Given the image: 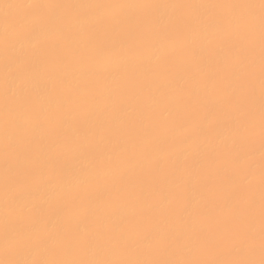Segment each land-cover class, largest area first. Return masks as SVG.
Returning a JSON list of instances; mask_svg holds the SVG:
<instances>
[{
    "label": "rangeland",
    "instance_id": "374dc122",
    "mask_svg": "<svg viewBox=\"0 0 264 264\" xmlns=\"http://www.w3.org/2000/svg\"><path fill=\"white\" fill-rule=\"evenodd\" d=\"M13 91L29 103L0 117L3 232L54 227L53 259L264 261V0H0V97ZM37 178L59 181L55 206L15 209Z\"/></svg>",
    "mask_w": 264,
    "mask_h": 264
},
{
    "label": "clouds",
    "instance_id": "9594fccd",
    "mask_svg": "<svg viewBox=\"0 0 264 264\" xmlns=\"http://www.w3.org/2000/svg\"><path fill=\"white\" fill-rule=\"evenodd\" d=\"M128 8L135 6L128 5ZM172 12L178 7L177 5L168 6ZM208 7V6H206ZM231 15L234 19L243 18L246 5L237 4L229 6ZM171 18V12L168 17L161 20V31L164 35L165 43H162L158 49L160 55H164L171 49L166 44L167 29ZM216 29L211 24H206L203 30L199 33L200 40L204 44L205 48L210 49V45L216 38ZM180 41V46L183 47L186 43V37H177ZM159 58V57H158ZM57 84L54 82L52 91L45 93V97L51 102L56 95ZM40 89H38V92ZM26 103H29L28 97H20L15 91L7 98L0 97V117L5 115V109H7V115L11 116L13 111H16L19 115V109H21ZM37 108L40 105L36 106ZM17 123L19 121L17 120ZM4 143H12V137L8 134L2 136ZM11 170H8L3 175H0V199L3 197V192L7 186L8 181L11 179ZM60 187L59 181H53L49 178V181H42L37 178L35 181L23 188L19 189L20 199L13 202L15 209L23 211L27 208V212L30 215L35 214L42 207L46 206L51 209L55 206L58 197V188ZM30 205V207H29ZM2 221H0V254H8L12 259L8 261H0V264H145L141 261H117V260H71V259H53V255L66 256L67 249L60 241L56 234V229L42 230L41 228L33 227L28 232L22 233H5L2 230ZM164 264H190V262H164ZM225 264H252L251 261L243 259L225 262ZM260 264H264L261 261Z\"/></svg>",
    "mask_w": 264,
    "mask_h": 264
},
{
    "label": "bare ground",
    "instance_id": "6f19581e",
    "mask_svg": "<svg viewBox=\"0 0 264 264\" xmlns=\"http://www.w3.org/2000/svg\"><path fill=\"white\" fill-rule=\"evenodd\" d=\"M80 1V0H79ZM193 1V0H192ZM197 2V1H196ZM10 3V2H9ZM12 6H13V4H12ZM80 6V5H79ZM10 7H11V5H10ZM251 10V9H250ZM81 12H83V11H81ZM256 12V11H255ZM84 13V12H83ZM86 14V13H85ZM258 15V14H257ZM81 16V15H80ZM79 16V17H80ZM83 16V15H82ZM95 16H93V18H94ZM91 18V17H90ZM96 18V17H95ZM253 18V17H252ZM257 18V17H256ZM252 20V19H251ZM258 21V20H257ZM255 22V21H254ZM214 27V26H213ZM214 28H216V27H214ZM203 30V29H202ZM217 30V29H216ZM198 33H200V32H198ZM216 34H217V32H216ZM199 35V34H198ZM34 36V35H33ZM193 37V36H192ZM10 38H12V37H10ZM35 38V37H34ZM191 38V37H190ZM199 38V37H198ZM32 39V38H31ZM30 40V39H29ZM198 44V43H197ZM157 46V45H156ZM159 46V45H158ZM157 46V47H158ZM198 47V46H197ZM149 52V51H148ZM152 52V51H151ZM155 52V51H154ZM153 52V53H154ZM147 54V53H146ZM149 55V54H148ZM152 55V54H151ZM146 57H148L147 55H145ZM144 56V57H145ZM152 56H154V55H152ZM156 56H157V54H156ZM111 57V56H110ZM150 59L152 58V57H149ZM154 59V58H153ZM127 60V59H126ZM125 61V60H124ZM95 62V61H94ZM98 62V61H97ZM121 62V61H120ZM122 62H123V60H122ZM102 63V64H101ZM112 63V62H111ZM92 64V63H91ZM113 64V63H112ZM117 64V63H116ZM120 64V63H119ZM125 64V63H124ZM115 65V64H114ZM118 65V64H117ZM121 65H123V64H121ZM88 66H90V65H88ZM94 67V71H99L100 72V70L99 69H102V67H103V62H99V63H95L94 65H93ZM102 66V67H101ZM110 66V65H109ZM104 68V67H103ZM111 68H113V67H111ZM82 69H84V68H82ZM88 69V68H87ZM68 70H70V69H68ZM90 69H88V72H90L89 71ZM93 70V69H92ZM37 71V70H36ZM86 72H87V70H85ZM102 72V71H101ZM34 73V72H33ZM68 73V72H67ZM92 73V72H91ZM70 74V73H69ZM72 74H73V72H72ZM97 74V73H96ZM78 75V74H77ZM99 75V74H98ZM102 75V74H101ZM34 77V76H33ZM37 79V78H36ZM32 80V79H31ZM31 80H29V84H30V81ZM34 81V80H33ZM32 81V82H33ZM35 82V81H34ZM31 85V84H30ZM32 85H34L33 83H32ZM40 85V84H39ZM41 86H43V84L41 85ZM36 87V86H35ZM41 88V87H40ZM45 88V87H44ZM30 89V88H29ZM42 89V88H41ZM43 90V89H42ZM35 92H36V90H35ZM42 92V91H41ZM39 95H40V93H39ZM38 96V95H37ZM43 96V95H42ZM43 99V98H42ZM38 100V99H37ZM18 120V119H17ZM18 124V123H17ZM15 125V124H14ZM263 125V124H262ZM1 126V125H0ZM68 179V178H67ZM69 180V179H68ZM62 183V182H61ZM72 183V182H71ZM74 183V182H73ZM63 184V183H62ZM69 184V183H68ZM68 184H66V185H68ZM72 185V184H71ZM61 187V186H60ZM60 189V188H59ZM61 191V190H60ZM188 195H190V194H188ZM193 196V195H192ZM190 197V196H189ZM188 197V198H189ZM190 199H191V197H190ZM192 200V199H191ZM191 200H190V202H191ZM195 201V200H194ZM189 203V201L187 200L186 201V203ZM114 217H112V219H113ZM111 219V218H110ZM121 239V238H120ZM143 243V242H142ZM92 257V256H91ZM90 258V257H89Z\"/></svg>",
    "mask_w": 264,
    "mask_h": 264
}]
</instances>
